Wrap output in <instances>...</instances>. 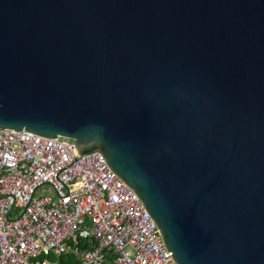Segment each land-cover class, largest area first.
<instances>
[{
	"label": "water",
	"instance_id": "95a60500",
	"mask_svg": "<svg viewBox=\"0 0 264 264\" xmlns=\"http://www.w3.org/2000/svg\"><path fill=\"white\" fill-rule=\"evenodd\" d=\"M0 129L99 153L176 264H264V0H0Z\"/></svg>",
	"mask_w": 264,
	"mask_h": 264
},
{
	"label": "built area",
	"instance_id": "2783aa9c",
	"mask_svg": "<svg viewBox=\"0 0 264 264\" xmlns=\"http://www.w3.org/2000/svg\"><path fill=\"white\" fill-rule=\"evenodd\" d=\"M51 189L52 195L39 190ZM176 264L135 192L99 153L0 129V264Z\"/></svg>",
	"mask_w": 264,
	"mask_h": 264
},
{
	"label": "trees",
	"instance_id": "16d2710c",
	"mask_svg": "<svg viewBox=\"0 0 264 264\" xmlns=\"http://www.w3.org/2000/svg\"><path fill=\"white\" fill-rule=\"evenodd\" d=\"M49 259L53 262H56L57 264H79V261L71 255L65 257L63 256L58 260L50 256Z\"/></svg>",
	"mask_w": 264,
	"mask_h": 264
},
{
	"label": "rangeland",
	"instance_id": "374dc122",
	"mask_svg": "<svg viewBox=\"0 0 264 264\" xmlns=\"http://www.w3.org/2000/svg\"><path fill=\"white\" fill-rule=\"evenodd\" d=\"M41 193H47V194L52 195L51 189H48V188H44V189L39 190L38 194L40 195Z\"/></svg>",
	"mask_w": 264,
	"mask_h": 264
}]
</instances>
